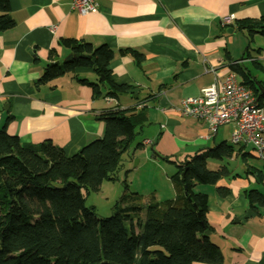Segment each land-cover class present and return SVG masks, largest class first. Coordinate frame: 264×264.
<instances>
[{
	"label": "crops",
	"instance_id": "crops-1",
	"mask_svg": "<svg viewBox=\"0 0 264 264\" xmlns=\"http://www.w3.org/2000/svg\"><path fill=\"white\" fill-rule=\"evenodd\" d=\"M96 2V12L80 15L71 9V0H9L15 26L0 32V130L11 116L6 126L9 134L32 146L50 140L70 157L104 136L101 114L136 109L144 118L139 130L143 139L137 149L134 141L132 151L123 157V167L128 159L129 165L135 164L134 171L150 165L161 178L158 183L164 194L173 197L167 202L182 205L180 185L172 179L178 164L226 142L217 144L220 130L233 132L235 127L221 126L212 139L204 140L209 134L207 124L180 116L176 109L185 98L200 97L202 90L221 84L229 75L242 83L243 75L233 69L236 64L264 88V33L251 34L238 27L264 17V0ZM226 17L232 18L228 26L223 24ZM62 39L107 45L114 53L111 79L131 89L111 98L106 97L107 88L100 86L97 97L92 87L80 82L99 83L91 68H77L39 83L48 63L73 55L60 45ZM130 50L143 59L138 61ZM107 98L119 105L107 104ZM144 140L150 143L143 144ZM139 148L144 151L136 152ZM243 149L246 163L240 156L247 169L241 176L230 172L216 185L194 190L208 196V236L220 248L222 264H264V208L255 213L246 201L250 190L264 193V179L258 172L264 175V158L251 148Z\"/></svg>",
	"mask_w": 264,
	"mask_h": 264
},
{
	"label": "trees",
	"instance_id": "trees-1",
	"mask_svg": "<svg viewBox=\"0 0 264 264\" xmlns=\"http://www.w3.org/2000/svg\"><path fill=\"white\" fill-rule=\"evenodd\" d=\"M9 10V0H0V32L15 26ZM238 27L251 34L264 33V17ZM60 45L73 57L48 63L39 83L74 73L77 68H91L102 80L98 84L80 82L92 87L97 97L100 86L109 87L106 97L111 98L131 89L111 79L114 53L107 45L94 47L76 39H62ZM130 53L138 61L143 59L137 51ZM233 69L262 101L264 88L255 85L238 64ZM11 119L7 117L0 130V264L223 263L220 248L205 236L211 231L205 215L208 196L194 190L200 185H216L230 175L226 166L210 170L207 165L209 158H231L234 146L222 142L178 164L172 179L180 185L182 205L154 199L145 202L142 194H124L115 204V212L104 219L85 206L82 192H98L103 181L117 178L124 155L132 151L140 135L142 113L129 109L101 114L104 136L70 157L50 140L37 146L22 143L6 129ZM138 147L141 143L134 149ZM243 150L238 147L237 155ZM246 154H242L245 163ZM246 201L257 213L264 208V193L250 190Z\"/></svg>",
	"mask_w": 264,
	"mask_h": 264
},
{
	"label": "built area",
	"instance_id": "built-area-1",
	"mask_svg": "<svg viewBox=\"0 0 264 264\" xmlns=\"http://www.w3.org/2000/svg\"><path fill=\"white\" fill-rule=\"evenodd\" d=\"M71 5V9L80 15L97 11L96 0H71ZM231 23V17L223 19L225 26ZM233 76H227L221 84L205 88L198 98H185L176 111L180 116L196 118L207 124L209 134L202 137L204 140L212 139L221 126L234 125L232 144L249 147L254 155L264 158V99L259 101L252 88L238 83ZM106 102L119 105L110 98ZM142 143L149 144L150 141Z\"/></svg>",
	"mask_w": 264,
	"mask_h": 264
},
{
	"label": "rangeland",
	"instance_id": "rangeland-1",
	"mask_svg": "<svg viewBox=\"0 0 264 264\" xmlns=\"http://www.w3.org/2000/svg\"><path fill=\"white\" fill-rule=\"evenodd\" d=\"M231 131L232 130L229 128H226V132H224V130H220L219 137L221 139H217V144L221 143V141H226L228 145L233 146L231 141ZM142 139L143 136L139 135L135 140L134 146H136ZM213 146H215V144L211 143V147ZM147 148H149V152L152 153L150 150L151 146ZM236 150L237 146H235L232 158H223L222 160L209 158L207 165L208 169L217 170L221 166H226L232 174H238L241 176L247 168L246 165L243 164L244 162L242 161V157L237 155ZM142 151H144L142 148L136 150V152L139 153ZM246 151L249 152L250 148L247 147ZM249 162L255 163V159L250 158ZM129 164L130 162L128 159V161L124 163L125 167L120 168L121 170L119 171L116 179L103 181L100 191L86 194L85 190H83L82 193L85 197V206L87 208H93L97 217L104 219L110 217L115 212V204L123 197L124 194H142L145 198V202H149L152 197L162 202L171 201L173 199L172 195L167 193L164 194L165 188L158 183L161 178L160 176H155L156 174L154 173V168L150 167V165H142L138 171H134V166L132 167Z\"/></svg>",
	"mask_w": 264,
	"mask_h": 264
},
{
	"label": "water",
	"instance_id": "water-1",
	"mask_svg": "<svg viewBox=\"0 0 264 264\" xmlns=\"http://www.w3.org/2000/svg\"><path fill=\"white\" fill-rule=\"evenodd\" d=\"M73 56L71 55L68 59H70V58H72ZM100 80H102L101 78H100ZM107 89L109 88L108 86L106 87ZM134 166H135V164H134ZM210 234V231H206V233H205V236L206 235H209Z\"/></svg>",
	"mask_w": 264,
	"mask_h": 264
}]
</instances>
